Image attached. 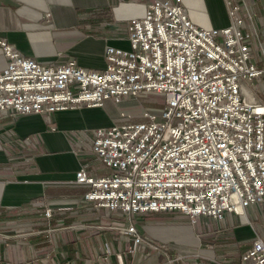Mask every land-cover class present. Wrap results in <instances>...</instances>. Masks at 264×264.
<instances>
[{"label": "built area", "instance_id": "obj_1", "mask_svg": "<svg viewBox=\"0 0 264 264\" xmlns=\"http://www.w3.org/2000/svg\"><path fill=\"white\" fill-rule=\"evenodd\" d=\"M250 1L226 0L229 26L204 29L182 0H151L144 17L129 22V47H107L103 70L75 61L44 66L0 40L8 59L0 111L56 113L162 96L161 109L122 113L124 123L94 130L93 151L111 173L94 177L82 168L72 183L88 189L85 201L127 214L180 212L192 223L244 215L264 203V102L251 88L264 73L253 62L261 27ZM128 232L133 253L145 243L167 257L160 264L187 259L134 226ZM242 261L264 264L263 239Z\"/></svg>", "mask_w": 264, "mask_h": 264}, {"label": "crops", "instance_id": "obj_2", "mask_svg": "<svg viewBox=\"0 0 264 264\" xmlns=\"http://www.w3.org/2000/svg\"><path fill=\"white\" fill-rule=\"evenodd\" d=\"M150 2L0 0V40L44 66L75 61L87 70H103L107 47H129V22L143 18ZM182 2L189 19L205 29ZM229 22L226 18L221 26L210 27L223 29ZM7 65L0 50V74ZM105 106L32 115L0 111V263L166 261L145 243L133 253L135 238L128 229L134 226L143 237L167 245L170 229L179 231L174 224L191 222L189 217L180 212L111 211L85 201L88 189L72 183L82 168L94 177L111 173L93 151L94 130L112 126L102 116ZM192 229L196 241L187 253L199 255L195 264H254L242 257L257 237L264 241V203L248 207L244 215L226 213L221 222L199 217Z\"/></svg>", "mask_w": 264, "mask_h": 264}, {"label": "rangeland", "instance_id": "obj_3", "mask_svg": "<svg viewBox=\"0 0 264 264\" xmlns=\"http://www.w3.org/2000/svg\"><path fill=\"white\" fill-rule=\"evenodd\" d=\"M185 1L187 3V8H189L190 10V13L194 14L199 18L200 24L204 25L205 29H218V27L212 28L210 26H221L225 22V19L229 18V13L225 0H221L224 1V4H222L220 0ZM251 1L257 3H251V6L253 8V12L257 14V17L259 19L258 24L261 27L260 42H254L253 53L254 57H257V59L264 61V0ZM262 70L264 71V67L262 68ZM262 76H264V73ZM259 79L253 83L251 88L255 93L256 97L264 102V85L262 84V81L259 83ZM155 105L157 107H155ZM162 107H164V97L154 94H145L142 95L140 99H127L121 104H115L112 102L108 103L102 110V116L107 118L106 121L108 120L107 122L109 123V125H115L125 122V120L121 118L122 113L129 115L133 113L143 112L145 108L150 110H156ZM178 222L179 223L174 224V226H179V231L176 232L173 228H171L170 238L167 239L165 242H167V245L169 246L170 250L174 251V253L171 252L173 257H176L178 255H185V257L187 256V259L184 262H181V264H195L196 262H198L197 259L199 255H190L187 253H191V244L192 242L196 241V235L194 234V231L192 229L193 223L188 221L185 222V220H180Z\"/></svg>", "mask_w": 264, "mask_h": 264}, {"label": "trees", "instance_id": "obj_4", "mask_svg": "<svg viewBox=\"0 0 264 264\" xmlns=\"http://www.w3.org/2000/svg\"><path fill=\"white\" fill-rule=\"evenodd\" d=\"M255 4H257V3H255ZM253 62H255L256 64H257V66L259 67V68H263L264 67V61H261V60H259V59H257V57H254L253 58ZM262 81V84L264 85V76H262V77H260V79H259V83ZM257 83V82H256ZM153 107V106H152ZM155 107H157L156 105H155ZM159 109H161V108H159ZM158 110V109H157Z\"/></svg>", "mask_w": 264, "mask_h": 264}]
</instances>
